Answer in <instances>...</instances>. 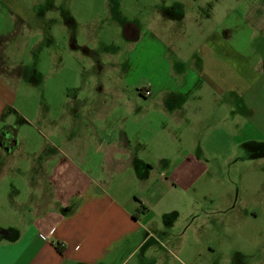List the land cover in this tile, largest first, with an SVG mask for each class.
Returning a JSON list of instances; mask_svg holds the SVG:
<instances>
[{
    "label": "rangeland",
    "instance_id": "1",
    "mask_svg": "<svg viewBox=\"0 0 264 264\" xmlns=\"http://www.w3.org/2000/svg\"><path fill=\"white\" fill-rule=\"evenodd\" d=\"M127 23L139 40H126ZM5 32L0 64L17 75L11 121L27 150L90 121L138 141L136 153L145 144L146 160L187 149L189 182L163 166L139 187L159 201L153 228L177 243L187 231L192 264H264V0H0ZM147 90L177 96L160 113ZM179 107L188 121L171 118Z\"/></svg>",
    "mask_w": 264,
    "mask_h": 264
},
{
    "label": "crops",
    "instance_id": "2",
    "mask_svg": "<svg viewBox=\"0 0 264 264\" xmlns=\"http://www.w3.org/2000/svg\"><path fill=\"white\" fill-rule=\"evenodd\" d=\"M6 35L0 34V40L5 42ZM3 66L0 64V230L8 234L0 233V264H192L183 256H188L189 233L184 231L177 243L172 240L176 231L153 228V210L159 201L154 193L146 199L139 187L163 166L171 172L180 170L182 176L177 180L189 182L195 173L193 153L184 149L169 164H163L162 155L155 161L146 160L145 144L136 153L135 148L141 147L138 141L131 144L129 138L108 129L97 132L92 121L87 127L90 132L58 133L50 145L48 141L27 150L11 121L19 113L15 84L10 82L17 75ZM238 89L228 88V92ZM152 92L147 97L151 100L144 104L160 113L177 96L168 97L172 91H163L165 98L158 99ZM226 92L223 87L221 95ZM176 117L188 121L187 111L180 107L171 113V118ZM25 120L29 122L27 117ZM159 179L151 183L152 191L159 189ZM129 186L136 188L133 195L125 194ZM165 223L173 222L169 218Z\"/></svg>",
    "mask_w": 264,
    "mask_h": 264
},
{
    "label": "flooded vegetation",
    "instance_id": "3",
    "mask_svg": "<svg viewBox=\"0 0 264 264\" xmlns=\"http://www.w3.org/2000/svg\"><path fill=\"white\" fill-rule=\"evenodd\" d=\"M31 10L33 13H35L37 15V12H39L40 7L37 6V4H35L34 6L32 5ZM122 28H123V34H124L126 40H128V41L139 40V30L134 25H132L131 23H127V24L122 25ZM137 34H138V36H137ZM70 41H71L70 45L72 47L76 48L75 44L72 42V39ZM4 43H5L4 40H0V46L3 45ZM0 50L2 51L3 49H0Z\"/></svg>",
    "mask_w": 264,
    "mask_h": 264
},
{
    "label": "water",
    "instance_id": "4",
    "mask_svg": "<svg viewBox=\"0 0 264 264\" xmlns=\"http://www.w3.org/2000/svg\"><path fill=\"white\" fill-rule=\"evenodd\" d=\"M137 36H138V34H137ZM0 233H1V234H8V232H6V231H4V230H0Z\"/></svg>",
    "mask_w": 264,
    "mask_h": 264
},
{
    "label": "built area",
    "instance_id": "5",
    "mask_svg": "<svg viewBox=\"0 0 264 264\" xmlns=\"http://www.w3.org/2000/svg\"><path fill=\"white\" fill-rule=\"evenodd\" d=\"M146 96H150L151 92L149 90H147V92L145 93Z\"/></svg>",
    "mask_w": 264,
    "mask_h": 264
}]
</instances>
